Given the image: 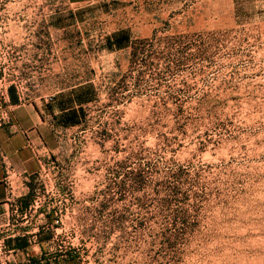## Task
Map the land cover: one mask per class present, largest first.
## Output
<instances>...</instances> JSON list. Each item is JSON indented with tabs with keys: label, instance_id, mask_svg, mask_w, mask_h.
Returning <instances> with one entry per match:
<instances>
[{
	"label": "rangeland",
	"instance_id": "obj_1",
	"mask_svg": "<svg viewBox=\"0 0 264 264\" xmlns=\"http://www.w3.org/2000/svg\"><path fill=\"white\" fill-rule=\"evenodd\" d=\"M0 98L49 133L0 264H264V0H0Z\"/></svg>",
	"mask_w": 264,
	"mask_h": 264
},
{
	"label": "crops",
	"instance_id": "obj_2",
	"mask_svg": "<svg viewBox=\"0 0 264 264\" xmlns=\"http://www.w3.org/2000/svg\"><path fill=\"white\" fill-rule=\"evenodd\" d=\"M72 4H87L90 2H104L109 0H69ZM15 125L0 127V149L9 158L11 165L17 172L14 176V184L17 183V193L25 191V187L30 183V179L40 174L43 169V156H45L44 142L48 140L47 123L42 112L35 107L20 108L19 106L14 112ZM19 175V176H18ZM22 176L29 178L24 180ZM5 171L0 158V224L8 215L10 202V194L14 195V187L8 185L5 181ZM28 181V182H23ZM20 187H23L22 189ZM18 195L17 198L25 196ZM19 203L20 200H17ZM12 205V204H11ZM7 241V240H6ZM17 261L20 263V253L17 252ZM24 255V254H22ZM26 259L22 257V263ZM21 263V264H22Z\"/></svg>",
	"mask_w": 264,
	"mask_h": 264
},
{
	"label": "built area",
	"instance_id": "obj_3",
	"mask_svg": "<svg viewBox=\"0 0 264 264\" xmlns=\"http://www.w3.org/2000/svg\"><path fill=\"white\" fill-rule=\"evenodd\" d=\"M5 99L7 98L4 97ZM0 98V127H4V126H14L15 125V116H14V112L15 110H9L8 112H3L2 108V102H1ZM0 158L3 164V168L5 171V181L8 185H12L13 181L12 179L14 178V176H17V172L15 171L14 167L11 165L9 158L7 157V155L4 153V151L2 149H0ZM19 176V175H18ZM22 178H24V180L28 179V177L26 176H22ZM28 182V181H23ZM17 209V208H16Z\"/></svg>",
	"mask_w": 264,
	"mask_h": 264
},
{
	"label": "trees",
	"instance_id": "obj_4",
	"mask_svg": "<svg viewBox=\"0 0 264 264\" xmlns=\"http://www.w3.org/2000/svg\"><path fill=\"white\" fill-rule=\"evenodd\" d=\"M84 112V111H83ZM74 119H75V116H70V118H68V125L70 124V123H74ZM49 264V263H48Z\"/></svg>",
	"mask_w": 264,
	"mask_h": 264
},
{
	"label": "flooded vegetation",
	"instance_id": "obj_5",
	"mask_svg": "<svg viewBox=\"0 0 264 264\" xmlns=\"http://www.w3.org/2000/svg\"><path fill=\"white\" fill-rule=\"evenodd\" d=\"M8 242V241H7ZM13 243V241H11L10 242V244H12ZM12 250V249H11ZM12 252V251H11ZM14 252L16 253L15 254V256L17 257V241H16V243H15V250H14Z\"/></svg>",
	"mask_w": 264,
	"mask_h": 264
}]
</instances>
